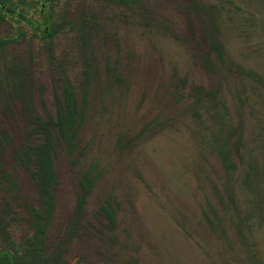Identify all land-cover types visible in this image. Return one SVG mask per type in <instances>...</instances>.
I'll return each mask as SVG.
<instances>
[{
    "label": "rangeland",
    "instance_id": "obj_1",
    "mask_svg": "<svg viewBox=\"0 0 264 264\" xmlns=\"http://www.w3.org/2000/svg\"><path fill=\"white\" fill-rule=\"evenodd\" d=\"M140 2L54 0L49 18L63 31L43 39L22 23L26 37L0 51V78L4 66L21 65L41 118L56 117L65 78L83 113L74 154L53 138L48 246L65 248V264H264V0ZM16 29L4 23L0 37ZM205 30L224 46V61L212 53L208 71ZM8 103L0 100L1 125L19 146L24 120L20 105ZM225 147L233 170L219 158ZM6 151V170L22 189L10 199L9 230L22 240L32 234L24 202L38 207L39 193ZM91 165L98 178L72 232ZM8 198L0 186V206Z\"/></svg>",
    "mask_w": 264,
    "mask_h": 264
},
{
    "label": "trees",
    "instance_id": "obj_2",
    "mask_svg": "<svg viewBox=\"0 0 264 264\" xmlns=\"http://www.w3.org/2000/svg\"><path fill=\"white\" fill-rule=\"evenodd\" d=\"M53 1L0 0V25L9 23L17 28L15 36L0 37V51L2 52L6 46L18 41L20 37H26V33L20 27L22 23L27 24L36 37L41 36L43 39L63 31V24L54 28L50 21L49 17L53 14ZM105 1L123 7H138L141 3L140 0ZM186 1L189 3V7L191 5L194 6L193 8L198 7L196 0ZM34 15H38V21L34 20L32 17ZM212 22L215 23V21ZM76 27L77 23L74 21L68 22L70 30H74ZM204 35L209 48L207 53L202 55V60L205 69L208 71L212 67L210 59L212 53H215L219 61H224V46L219 41V37L216 38L215 33L211 30H205ZM21 71V65L14 62L13 66L6 65L2 68L5 75H3L4 78H0V100L5 103L1 107L9 108V101L20 105L18 115L24 120L22 133L24 132L25 137H27L25 143L16 146L12 142L10 134L2 127L3 120H0V186L3 185L4 191L9 194L8 202L0 206V243L4 245V249L0 250V264H65V248L61 245L49 247L46 234L56 208L54 188L57 184V174L54 167L53 138L59 136L66 146L68 154H74L78 147L77 138L83 122V113L71 80L65 78L63 101L59 105L56 117L48 115L45 119L41 118L34 107L32 92L27 89ZM204 92L203 87L194 89L195 103L202 107L206 101ZM208 100L211 98L209 97ZM15 134L17 135V132ZM7 146L12 150L14 158L29 171L39 193L40 205L38 207H31L24 202L23 207L27 212V220L32 229V234L27 235L22 240H16L9 230L15 219L9 205L10 199H15L13 194L19 199L22 198V189L13 178L12 173L6 170ZM218 154L223 167L233 170L235 165L229 157L230 151L227 147L221 148ZM96 171V166L91 165L90 170L81 180L82 194L77 200L72 232L80 223L87 197L98 178ZM107 214L109 220L113 222L115 218L113 212L110 210L107 211ZM128 264L137 263L130 262Z\"/></svg>",
    "mask_w": 264,
    "mask_h": 264
},
{
    "label": "water",
    "instance_id": "obj_3",
    "mask_svg": "<svg viewBox=\"0 0 264 264\" xmlns=\"http://www.w3.org/2000/svg\"><path fill=\"white\" fill-rule=\"evenodd\" d=\"M43 6H45V3H43Z\"/></svg>",
    "mask_w": 264,
    "mask_h": 264
}]
</instances>
